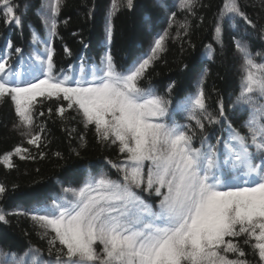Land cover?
Returning a JSON list of instances; mask_svg holds the SVG:
<instances>
[{"label":"snow or ice","instance_id":"snow-or-ice-1","mask_svg":"<svg viewBox=\"0 0 264 264\" xmlns=\"http://www.w3.org/2000/svg\"><path fill=\"white\" fill-rule=\"evenodd\" d=\"M61 3L49 0L42 5L50 12L43 16L49 37L56 35ZM197 6L198 0L179 3L192 15ZM17 7L13 0H0V17L6 24L20 23ZM119 7L120 0H112L105 29L109 43L111 17ZM225 18L256 27L240 0H222L214 30V39L221 44L219 21ZM174 22L173 15L169 24ZM188 29L187 21L180 23L177 35ZM167 36L166 29L147 56L124 70H117L111 53H105L90 77L83 67L78 78L63 71L55 74L50 39L43 41L42 53L30 57L33 62L27 70H15L7 50L0 53V101L10 99L18 120L13 127L37 148L41 159L46 156L39 150L44 127L34 131L35 107L45 99H55L61 120L68 110L75 111L84 128L93 129L98 143L115 146L118 153L116 160L105 157V168L115 169L116 178L104 168L90 169L78 187H64L60 197L23 213L47 239L48 255L55 251L54 260H44L41 249L30 246L22 254L0 253L4 257L0 264H251L240 239L258 257L256 264H264V62L257 63L248 46L235 41L242 59L237 104L247 111L241 125L246 131L227 122L222 100L218 112L210 113L202 87L176 103V110L187 112L201 133L204 121L226 124V135L218 136L216 144L202 135L196 147L191 124L169 122L172 101L140 85L165 50ZM41 42L34 32L33 43ZM11 47L9 42L6 49ZM205 47L212 59L214 49ZM15 51L22 54L20 48ZM65 52L70 54L66 46ZM256 55L264 61V55ZM206 75L207 70L201 82ZM48 112L51 116L53 109ZM80 140V147H85L84 135ZM72 151L79 156L77 149ZM54 155L63 158L59 152ZM14 156L36 159L28 148L17 145L0 155V164L14 168ZM6 191L0 184V196ZM0 222H8L2 209Z\"/></svg>","mask_w":264,"mask_h":264},{"label":"trees","instance_id":"trees-1","mask_svg":"<svg viewBox=\"0 0 264 264\" xmlns=\"http://www.w3.org/2000/svg\"><path fill=\"white\" fill-rule=\"evenodd\" d=\"M20 23L6 24L0 17V53L7 50L15 70H27L30 57L44 50V40L54 48L55 74L61 73L79 77L82 67L89 74L98 67L105 53L110 52L117 70L127 69L134 61L150 53L154 40L168 30L165 50L159 54L140 81L141 87H152L157 94L172 101L169 122L173 119L180 124H191L196 132L194 146H200L202 135L208 136V143L216 144L218 136L226 135V124L205 123L204 132L195 129V121L188 120V114L176 110V103L200 87L207 97L208 111L218 112V102L223 101L227 122L241 128L247 119V111L237 104L240 92L242 59L236 51L235 41L248 46L257 63L264 62L257 53L264 55V0H240L242 10L255 22L256 27L245 26L225 18L222 27L223 43L214 39L217 14L222 0H198L194 15L179 7L180 0H120L119 10L111 17L112 40L106 37V24L112 0H62L57 20L56 35L49 37L43 16L50 15L42 5L49 0H13ZM175 22L169 24V18ZM187 21L188 32L180 30V23ZM39 37V44L33 43V33ZM11 42L12 47L7 48ZM206 45L214 49L212 59L208 58ZM65 46L70 54L65 52ZM20 48L22 54L16 53ZM23 61V63H22ZM207 70L201 82V75ZM169 85L173 87L169 91ZM55 99L43 100L35 107V129L44 127L43 144L40 151L46 153L41 159L37 148L28 145L20 131L13 127L18 123L10 99L0 101V155L11 152L17 145L28 148L36 159L13 157L14 168L0 164V184L7 191L0 196V209L6 214L7 223L0 222V253L22 254L30 246L41 249L44 260H54L48 255L47 239L41 238L38 229L23 213H30L50 203L53 198L63 195L64 187H78L88 171L102 168L116 178L115 169L105 168V157L116 160L115 146L98 143L93 129H85L73 110H68L63 120L55 113ZM53 109L51 116L48 109ZM43 112L44 115L39 114ZM75 117V118H74ZM84 135L86 146L80 147V136ZM72 149L79 151L77 156ZM61 153L58 158L54 153ZM144 198L153 202L146 193ZM21 213L19 215L14 213ZM254 242V241H253ZM240 243L251 264H256L250 246ZM2 256V255H0Z\"/></svg>","mask_w":264,"mask_h":264},{"label":"rangeland","instance_id":"rangeland-1","mask_svg":"<svg viewBox=\"0 0 264 264\" xmlns=\"http://www.w3.org/2000/svg\"><path fill=\"white\" fill-rule=\"evenodd\" d=\"M4 261V257L0 256V262Z\"/></svg>","mask_w":264,"mask_h":264}]
</instances>
